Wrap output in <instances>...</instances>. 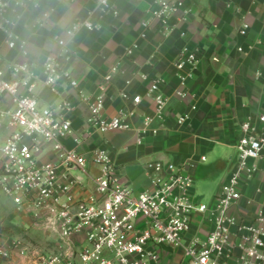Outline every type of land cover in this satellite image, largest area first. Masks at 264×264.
<instances>
[{"label":"built area","instance_id":"1","mask_svg":"<svg viewBox=\"0 0 264 264\" xmlns=\"http://www.w3.org/2000/svg\"><path fill=\"white\" fill-rule=\"evenodd\" d=\"M39 8L35 0H0V33L4 34L8 49L17 50L22 58L17 62L0 58V192L17 208L28 211L45 233L56 238L55 252L42 256L38 264H161L158 249L162 246L181 249L187 264H229L234 250L240 253L238 264H264V207L257 209L250 223L238 222L230 214L242 198L240 188L264 172L260 167L264 163V110L240 124L235 169L221 186L212 207L194 202L195 181L186 165L147 162L149 188L134 194L115 176L116 168L105 150L94 149L86 157L62 145L61 140L72 133L65 117L73 110L71 102L65 99L42 108L34 92L40 85L57 95L60 80L77 91L80 103L88 111L87 133L75 139L77 144L89 137L88 132L104 135L134 131L135 142L141 145L146 135L157 133L150 128L152 122L164 121L167 98L160 91L164 81L154 79L148 84L146 97L152 101L154 111L152 117H143L141 128L134 129L129 122L136 116L141 98L129 97L124 91L119 96L129 100L132 108L104 117L106 84L119 71V64L104 76L97 94L87 96L71 72L60 64V60L67 63L70 54L67 42L56 39L59 51L42 62L39 76L26 60V43L14 33L23 13ZM98 9L102 14L118 15L109 0H99ZM148 14L150 19L141 23L142 29L146 31L150 21H157L168 35L173 30L170 22H187L192 9L183 0H160ZM48 18L49 13H43L41 21L32 27H40ZM81 28L97 29L90 21H77L64 34L70 39ZM248 30L249 24L243 18L238 34L246 37ZM144 37L143 33L141 39ZM137 49L138 44L134 43L125 55L129 57ZM242 51L237 48V52ZM198 63L197 51L183 49L179 53L174 68L181 85L192 76ZM129 84L130 81L125 82L126 86ZM176 95L181 99L187 96L185 92ZM190 110L195 111L196 107L192 105ZM187 119L186 115L179 116L176 123L182 126ZM46 151L57 156L56 162H40ZM89 163L99 170L91 179L94 192L86 198H76L74 189L81 180L74 173L85 174ZM194 214L205 216L211 228L203 238L191 237L185 242ZM13 252L23 256L28 250L20 241H14L10 249L0 246V259H9Z\"/></svg>","mask_w":264,"mask_h":264},{"label":"crops","instance_id":"2","mask_svg":"<svg viewBox=\"0 0 264 264\" xmlns=\"http://www.w3.org/2000/svg\"><path fill=\"white\" fill-rule=\"evenodd\" d=\"M35 1L40 5L39 10L25 11L14 33L26 43V60L39 76L42 62L59 51L56 39L67 42L70 54L69 61L60 60V64L71 72L79 89L87 96L97 94L104 76L113 65L119 64V71L106 84L104 117H114L120 109L132 108L129 100L119 96L124 91L129 97L141 98L136 116L129 120L134 129L141 128L143 117H152L154 111L152 101L146 97L148 84L154 79L164 81L160 87L167 98L164 121L152 122L150 128L157 133L146 135L141 145L136 144L134 131L104 135L88 132L89 137L77 144L75 139L87 133L88 116L77 91L63 80L58 83L57 95L38 85L34 94L40 107L54 106L65 99L73 105V110L65 115L72 133L61 140L62 145L86 157L94 149L105 150L116 168L115 176L134 194L149 188L147 162L186 165L194 181L197 176L201 181H220L209 206L212 207L221 186L235 169L240 124L246 117H255L264 110V0H183L192 14L185 23L172 20L173 30L168 35L157 21H150L146 31L141 27L142 22L150 19L148 12L160 0H109L118 10L117 16L102 14L98 9L99 0ZM43 13H49V18L40 27H32L41 21ZM243 18L249 24L246 37L238 34ZM77 21H90L97 29L81 28L72 38H67L65 29ZM143 33L145 37L141 39ZM4 40V34L0 33V58L4 62L21 61L19 52L9 50ZM134 43L138 44V49L127 57L125 50ZM239 47L242 52H237ZM183 49L197 51L199 63L192 76L181 85L174 63ZM126 81H130L128 86ZM177 92H185L186 98L177 97ZM192 105L195 111L190 110ZM183 115L188 119L178 126L176 119ZM215 147L225 148L231 154L207 164L206 154ZM56 160L52 151L40 156L43 163ZM260 167L264 168V163ZM98 173V168L90 163L85 174L74 173L81 180V185L74 189L76 198H86L94 192L91 179ZM240 192L242 198L230 209V214L238 222L250 223L257 209L264 207V172L242 186ZM8 200L10 209L16 208ZM248 200L250 204L246 203ZM21 210L28 217L31 230L40 228L45 237L50 236L28 211ZM210 228L205 216L194 214L185 242L191 237L203 238ZM54 242L56 246V238ZM158 252L161 264H187L181 249L162 246ZM239 255V251L234 250L229 264H238Z\"/></svg>","mask_w":264,"mask_h":264},{"label":"rangeland","instance_id":"3","mask_svg":"<svg viewBox=\"0 0 264 264\" xmlns=\"http://www.w3.org/2000/svg\"><path fill=\"white\" fill-rule=\"evenodd\" d=\"M230 154L231 151L225 148L215 147L212 152L206 154L207 164ZM219 184L220 181L217 179L207 182L201 181L197 176L194 202L209 207ZM8 201V198L0 192V246L10 249L14 241H20L27 248L28 253L21 256L13 252L9 259H0V264H38L42 256H50L55 252V238L45 237L40 228H36L35 231L31 230L28 217L17 207L10 209Z\"/></svg>","mask_w":264,"mask_h":264}]
</instances>
